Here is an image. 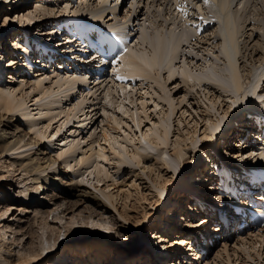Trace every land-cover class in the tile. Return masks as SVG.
Returning a JSON list of instances; mask_svg holds the SVG:
<instances>
[{"label": "rangeland", "instance_id": "rangeland-1", "mask_svg": "<svg viewBox=\"0 0 264 264\" xmlns=\"http://www.w3.org/2000/svg\"><path fill=\"white\" fill-rule=\"evenodd\" d=\"M36 1L25 0L22 9L17 8V6L23 3V0H20L17 5L10 1L6 5H2L4 12L3 10L0 12V27L5 22L6 16L14 18L12 24H7L0 31V57H4L0 58V65L2 71L4 70L3 76L5 75L2 76L1 83L13 90L16 99L23 101V105L32 113V115L29 114L30 119L34 117L37 122V124L27 123L26 119H29V116H19L15 111L12 113V111H6L0 107V114H5L4 118H0V128L7 127V130H12L11 127L15 126L8 125L11 123L19 125L23 129L22 132L27 133L25 140L20 142L17 147L15 146L7 152L0 151V198L9 197L7 200H1L0 205H12L8 212L2 216L3 218L0 219V224L10 225V223H14L16 225L19 223L23 225L22 228L25 231L26 227L32 222L34 229L39 234H43L44 228L41 224L42 217L40 215L45 211H51L48 220L51 221V225L59 226L61 238L56 245V247H59L53 252L51 258H45L41 262L43 264L53 262L55 256L61 252L62 256L68 254V257L63 258L65 256H60L58 259L61 262L60 264H153L154 261L158 264H192L190 260L193 264H264V214L259 218H250V212L253 209L257 210L263 206L259 201L264 197V187L260 185L264 184V179H260V181L251 180L243 170L244 167L251 165L258 166V163L264 165V154L261 153L264 152V115L254 111L251 112L252 115H248V107H244L245 109L242 108L241 112L229 114L226 118L225 113L230 110L229 104L232 101L229 96L230 91H225L213 84L201 83L194 85L192 81L186 83L182 81L181 74L177 72L174 77L168 79L167 69H161V74L158 71L155 72L154 77L157 78L156 80L152 76L146 75L134 77L120 75L118 71L122 63L120 56L124 52L122 49L125 48V45L123 46L120 42V46H116L115 49L112 48L115 57L110 60L109 66L107 65L109 63V60H107L108 53L105 52L106 54H104L107 47L104 41L101 45L98 44L96 27L92 30V38L89 39V44H86L87 41L83 38L77 40L73 36L71 38L74 39L70 41V37H67L74 34L73 31H67L65 27L68 28L71 25L72 19L69 18L67 21L66 19L75 8L73 7L75 1H70L69 10L64 9L65 0ZM234 1V4H236L240 0ZM259 1L260 3L256 6L249 5V3L248 10L252 12L251 16L264 21V2ZM38 2H45L46 9L48 8L47 10L51 13L48 20L54 19L56 21L60 19L58 21L63 25L61 33L59 32L53 37L49 36L47 42H42L49 45L48 48L56 53L55 58L44 65V63L42 64L44 61L41 60L43 57L36 55L34 52L32 53L34 61L30 67L25 62V51L22 50L21 45L29 44V40L30 44H33L40 39H46L43 38L46 35L45 31H49L53 24H51V21H45L46 23L42 22L40 26H37L39 23H30L29 26H26V22L23 26L18 24L17 14L21 15L23 10L27 12L34 9L38 6ZM153 2L154 0L119 1L117 14L120 21L125 20L128 9L132 10V3L133 8L138 7L140 9V20L134 14L126 17V19H131L130 28H134L128 43L130 42L133 45L140 36L141 24L149 26L148 32L150 33L154 32L156 26L161 22L166 27H171L173 23H170V21L174 22V19H176L178 22L175 25H179L178 30L182 29L187 34L191 33V36L188 34L190 38L197 37V40H194L195 43H188L189 47L179 49L178 57L174 61L176 67L178 65L177 69L183 66L186 61H189L186 64L193 65L189 54L195 55V58L201 57L198 63L206 62L208 57L210 61L215 60L218 65H224L218 47L219 38L215 36V33H212L213 30H216L218 23L214 20L215 22L208 24L209 20H206V16L208 17L213 13L207 3L213 4V2L205 3L204 0H155ZM178 2L185 3V6L179 7ZM112 3H116V1ZM200 4L204 9H200ZM7 5H9L8 9L6 8ZM16 11L18 12L16 13ZM184 13L190 17L194 15V17L191 19L189 16L185 18ZM86 17H90V14ZM197 21L200 22L196 23ZM202 22L204 23L203 28H200L193 36V28H198ZM249 27H251V24L247 26V28ZM104 28V30L108 29L106 26ZM122 31H124L123 28ZM247 31L248 34L243 35L241 38L243 40L241 45H244L242 51L246 52V57L241 58L242 61L244 60L242 62L244 77L250 69L255 67V64H259V61L252 60L253 57L248 59L247 53L250 52L251 47L253 44L255 45L257 40L264 43L262 31L258 33L259 35L257 34L258 36H252L249 39L246 35H249L250 31L249 29ZM253 38L255 39L251 40ZM15 41H18L19 44H13ZM8 46L10 56H16V60H18L10 68L9 65L12 63L7 60L10 56H7L3 51H7ZM67 46H71V48ZM246 47L250 49L246 50ZM91 49L97 52L93 53ZM185 51L188 53V58L183 54ZM101 53L104 56H101ZM218 53L219 57H215ZM260 55L261 53L256 54V59ZM5 68H7L6 71ZM54 69L56 70L54 71ZM64 71L67 73H63ZM10 72L15 77H11ZM59 72H61L60 75H57ZM45 74L49 75L45 76ZM69 74L79 75V83L75 85L70 83L68 86L63 85V87L53 83L59 77ZM34 76L35 80L40 77H46V79H44L42 85H36L35 80H33ZM117 77H124V79H118ZM127 79L130 83L125 87L124 84ZM42 86L44 87L42 88ZM46 89L48 91L45 92ZM162 89L169 92L167 95L169 100L158 96L159 92H163ZM259 91H262L260 93L264 92V83L262 82L258 87ZM259 97L264 99V94ZM169 101L175 107L174 112L171 111L172 106ZM166 112H169L167 120L170 133L168 142L162 144L155 140L154 133L145 132H147L146 128L149 126L155 127L160 118L166 115ZM218 119H223L226 122L224 123L225 128L220 130L222 132L220 137L216 140L214 146L211 145L210 147L211 141L209 139H211V135L207 132L206 127L210 121ZM49 122L51 123L47 127ZM38 129L43 131L41 135L38 134ZM105 132L109 136L108 141L104 139ZM261 136L263 137L262 141L259 140ZM30 137L36 141L39 139L38 143L24 144ZM144 139L150 143V151L144 152L141 157L134 156V151ZM2 142L0 140V147ZM105 145L107 146V150H105L107 156H98L101 153L100 146ZM134 145L137 148H134ZM176 146H182L186 154L184 157L178 158L175 169L171 170L161 163L160 155L169 158L174 157L173 152ZM38 148L44 150L48 162L51 158L56 159V161H51L50 166L43 171L35 172V175L54 174L53 176L57 177V182L52 179L41 182L43 185L39 192L32 189L35 180L31 177L34 174H25L23 171L18 174L20 169L11 170L10 172L7 167L12 159H21L29 154L34 155ZM208 152L216 155L221 153L220 156L230 169L235 182L240 183L239 186H242L239 195L247 189H249L247 195H251L249 199L252 201L243 199V206L240 207L241 212L235 214L239 217L238 220L235 219L230 225L227 223L225 229L224 227L219 228L222 220L217 218V214L220 210L231 208L232 198L228 197V191L221 187L220 176L213 174V172H216L218 165H212L209 161ZM196 156L198 162L192 161ZM121 157L127 158L128 163L121 165ZM183 158L185 161H183ZM186 159L191 162L187 164ZM152 168L153 170H151ZM182 173H185L186 177L190 179L195 175L197 178L200 177L198 185L200 187L201 202L199 204L195 203L193 195L187 189L170 188L173 179ZM157 175L162 176V180L171 178V181L161 183V178L156 177ZM100 177L103 179L99 180ZM206 177H208V180H205ZM77 184L82 190L88 188L97 193L102 201L100 203L79 202L76 196L66 195L62 190L63 187L77 186ZM26 185L29 187L27 188ZM167 191L169 192L168 196ZM108 192H111L114 197H109V199L106 196ZM127 192L129 196L126 197ZM44 195L48 197L46 198ZM217 197H220V199H217ZM241 197L246 198L244 195ZM166 198L167 201H164ZM62 202L63 204L59 205ZM101 202H104L106 206ZM227 204L230 206L227 207ZM91 205L100 213L98 216H103L106 219L103 223L99 221L101 224H98L97 218L94 220L88 218L89 206L91 207ZM65 207L67 208L65 209ZM197 207L198 209H195ZM61 210L63 212L60 213ZM56 215H60V218ZM166 218H168V223H172V229L170 230L172 240L159 242V237L153 236L151 245L147 241L150 237V235H147L148 228L150 226H154V228L156 226L166 227L168 224L164 225ZM215 224L217 229H220L215 244H209L211 246L208 250L205 252L199 251L200 256L196 257V250L193 248H197V242L203 244L202 238L204 236H195L194 232L209 230L208 232L211 231L212 233L216 230V228L213 229ZM10 232L8 231L11 240L15 234L12 233L14 234L12 235ZM20 232L16 231L15 233ZM66 232H68V236L64 235ZM176 232H192L189 234L191 238L187 237L188 239H186L190 242H187V245L180 246V237L176 236ZM36 235L35 232L33 234L35 240L37 239ZM26 236L23 239H27L29 243L31 238H26ZM250 239L257 243L259 254L251 246L248 247ZM24 240L20 239V241ZM192 240H195L194 244H191ZM38 241L36 242L38 243ZM225 241H227L226 250L223 249ZM237 241L245 242L243 250L236 248ZM64 243H67V249L62 247ZM21 245L15 246L14 251L16 249L17 252ZM152 246H154L157 253L159 252L160 258L154 255ZM148 248L151 252H148ZM182 251L185 257L183 255L179 256ZM251 253L252 257L248 256ZM175 254L176 256H174ZM7 256L8 259L15 257ZM0 259L2 264H7V261L3 258L0 257ZM41 263L36 261L32 264Z\"/></svg>", "mask_w": 264, "mask_h": 264}, {"label": "bare ground", "instance_id": "bare-ground-1", "mask_svg": "<svg viewBox=\"0 0 264 264\" xmlns=\"http://www.w3.org/2000/svg\"><path fill=\"white\" fill-rule=\"evenodd\" d=\"M10 1H11V3L14 2L13 3L14 5L15 4L17 5L20 0H0V12L3 10L2 5H6L7 2H10ZM37 1H39V0H37ZM65 1H66V3H65L66 5L64 6L65 10L68 9L70 1H72V2L75 1L74 5H73V7H75V8L72 10V12L69 13V17H67V19H66V21L69 18L72 19V22L69 21L71 23V25L68 28L65 27V29H67V31H69V32L73 31L74 32V34L72 36H67V37H70V39H69L70 41L74 39V38H71L74 36L77 38V40L81 39V38L85 39L87 41L86 44H89L90 43L89 39L92 38L91 37L92 30H94L96 27V29H97L96 35H97V38L99 40L97 42H98V44L101 45L102 42L104 41V43L106 44V47H107L106 50H109L110 52L113 51V49L117 48L116 46H118L120 44V42L123 44V46L125 45V48L123 47V49H122L124 52L120 56L121 57L120 60L122 61L120 69H118L120 75L121 74L125 75V76L130 75L133 77L137 76V75H141V76L146 75V76H150V77L152 76L156 80L157 78L154 77L155 72L158 71V73H160L162 71L161 69H167L168 79L174 77V75L177 72V73L181 74L180 76L182 78V81H184L186 83H189L190 81H192L194 85L195 84H201V83L213 84V85L218 86L219 88L224 89L225 91H230L229 96H230L232 101L229 104L230 110H227L225 113L227 115L226 118L228 117L229 114H232V113L236 114V113L241 112L242 108H244V107H248V110H249L247 113L248 115H252V113H251L252 111L257 112V113H262L264 115V99H260V97H259V96H262L264 94V92L263 93H260L262 91L258 92V87L260 86L261 82L264 83V43H262L261 41L259 42L257 40V42H255V45L253 44L251 49L248 47L250 49V52H251V53L250 52L247 53V56H249L248 59L250 57L251 58L253 57L252 60L255 59V62L259 61V64H255V67L250 69L248 71V73L245 75L246 77H244V72H243V68H242V62H244V60L242 61V59H241L242 57H246V52L242 51L244 45L243 46L241 45V41L243 42V40H241V38L243 35L248 34L247 30L249 29V31H250L249 35H246V36H248L247 37L248 39L252 38V36H256L260 31H262V34H264V21H263V19H258V17L251 16L252 12L250 10H248L249 5H255L256 6L260 3L259 0H240L239 2L237 1L238 3H236V4H234V2H235L234 0H208V2H213V4L207 3L208 7L211 9V11L213 13L210 14L208 17L206 16V20H209L207 22L208 24L215 22L214 20H216V23H218L216 30L215 31L213 30L212 33H215V36H217L219 38L218 47L221 51V55H222L221 59L223 58L224 65H218V62L216 63L215 60L210 61L208 59V57L206 59L207 60L206 62L204 61L202 63H198L199 60H201V57L195 58L194 57L195 55L189 54V57L191 56L190 60L192 61L193 65L186 64V62L189 63V61H186L183 66L179 67V69H177L178 65L176 67V65L174 64V61L176 60V58L178 57V54L180 52L179 49L180 48L183 49V47H189L188 43H190V44L195 43L194 40H197V37H191L190 38L189 35L191 33H188L189 34L188 35L184 30L183 31H182V29L178 30L179 25H175V23L178 22V21H176V19H174V22L170 21V23H173L171 25V27H169V26L166 27L163 24V22H161L160 24H158L156 26L155 31L150 32V33L148 32L149 26L142 25L141 23H138V24H141L140 36L137 38V40L134 42V44L131 45L130 42L128 43V40H129L130 36H132V33H133L132 31L134 30V28H130V25H131L130 20L131 19L130 18L126 19V17L128 15L134 14V16L140 20V18H139L140 17L139 16L140 15V9H138V7L133 8L134 7L133 3H132V10L130 11V9H128L126 14H125V20L120 21L119 16L117 14L118 4H119L120 0H79V2H77V0H65ZM113 1H116V3H112ZM156 1H159V0H156ZM196 1H198V0H196ZM24 2H25V0H23V3L18 4L17 8L22 9ZM154 2H155V0H154ZM261 2H264V0H261ZM44 3L38 2V6H36L34 9L28 10L27 12H24V10H23V11H21L22 12L21 15L17 14L18 24H21L23 26H25L26 22H27L26 26H29L30 23H34V24L39 23V24H37V26L38 25L40 26V25H42V22L46 23L45 21H47V22L51 21V24H53V26L50 27L49 31H45L46 35H44L43 38H46V39H40L39 41H35L33 44H30L31 42L29 40V44H27L25 46L23 44L21 45L22 50L25 51L24 52L25 53L24 57H26L25 62L28 65H30V67L32 65V62L34 61V59L32 58V53H34V52L36 53V55L38 54V55L43 57L41 60L44 62H42V61L41 62H42V64L44 63V65H46V63H48V61L53 60L55 58L56 53L48 48L49 45H46V43L44 44L42 42H44V41L47 42L48 41L47 37H49V36L53 37L55 34H59V32L60 33L62 32L61 29H62L63 23L58 21L60 19H58L56 21L54 19L48 20L51 17L50 16L51 13H49V11L47 10L48 8L46 9V5ZM160 4H161V2H160ZM167 4H168V2H167ZM178 6L179 7L185 6V3L182 4V3L178 2ZM14 7H13V9H14ZM199 7H200V9H204L203 6L201 7V4L199 5ZM6 8L8 9L9 5H7ZM6 8H5V10H6ZM181 10L183 11V8ZM3 12H4V10H3ZM17 12L18 11H16V13ZM187 12H188V9H187ZM89 14H90V17H86V16H89ZM184 14L186 15V13H184ZM188 16L189 15L187 14L185 18H187ZM193 17H194V15H192L191 17L189 16L190 19ZM60 18H62V17H60ZM112 19H114V20L112 21ZM13 20H14V18H10L9 16H6V20L1 25L0 31H2L7 24H12ZM166 20H168V18H166ZM200 21H197L196 23H198ZM144 24H145V22H144ZM203 24L204 23L202 22L198 26V28H196V29H194L192 27L193 31H194L192 33L193 36H194V34H196V32L200 28H203L202 27V26H204ZM250 24H251V27L247 28V26ZM105 26H106V28L108 27L107 30H104ZM186 26L189 28L188 25H186ZM128 27H129V29H128ZM122 28L124 31H122ZM36 34H38V32H36ZM21 35H22V33H21ZM79 35H81V37H79ZM113 36H114V38H113ZM245 37H243V39H245ZM17 38H19V37H17ZM37 39H39V38H37ZM254 39L255 38H253L251 40H254ZM82 41H81V43H82ZM79 42H80V40H79ZM13 44H19V42L15 41ZM67 47L71 48V46H67ZM97 48H99V47H97ZM205 48H207V47H205ZM248 48L246 47V50ZM118 49H116V50H118ZM251 50H253V51H251ZM242 52L244 53L243 55H242ZM107 53H109V52H107ZM258 53H261V55L256 59L255 55ZM183 54L185 56H187V58H188V55H187L188 53H186V51ZM215 57H219V53L217 56L215 55ZM0 58H4V57H0ZM7 60H10L9 62L14 63V64L18 61V60H16V56H13V55L10 56ZM35 63H36V59H35ZM58 65H59V63H58ZM55 70L56 69H54V71ZM3 71H2V66L0 65V107H2L6 111H12V113H13V111H15L16 114H18L19 116L27 117V116H29V114L32 115V113H30V110H28V108H26L23 105L24 102L16 99V97L14 96L15 93H13V90H11L9 87H5L1 83L2 82V76L4 74ZM11 73L12 72H10V75H11ZM60 73L61 72L57 73V75H60ZM63 73H67V72L64 71ZM73 73H75V72H73ZM46 75L47 74H45V76ZM155 76H157V75H155ZM11 77H15V76L11 75ZM44 79H46V77L45 78H41V77L36 78V80H35V76H34L33 80H35L36 85H42V83L44 82ZM79 80H80L79 75H76V74L70 75L69 74V75L61 76V78L59 77L53 83L58 84V86H60V87L61 86L63 87V85L68 86V84H70V83L71 84L74 83V85L78 84ZM129 83L130 82H128V79L125 80L124 86L127 87L129 85ZM43 87L44 86H42V88ZM46 91H48V90L46 89L45 92ZM231 92H232V94H231ZM168 93L169 92H165L163 90V92L158 93V96L160 98L165 99V100H169V97L167 98ZM52 103H54V102H52ZM109 104H110V102H109ZM170 104L172 106L171 102H170ZM29 109H30V107H29ZM174 109H175V107L172 106L171 111L174 112ZM254 114H256V113H254ZM168 115H169V112H166V115L164 117L160 118V120L158 121V124L155 127L149 126L148 128H146L147 132H145V133H154L155 134L154 136H156L155 140H157L159 143H162V144H166L168 142L167 140H168L169 133H170V129L168 126V120H167ZM4 116H5V114H0V118H4ZM28 118L29 119H26L27 123L37 124L34 117H33V119L32 118L30 119V116ZM50 119L52 120V118H50ZM50 123L51 122H49L47 124V127L50 125ZM224 123H226V122H224L223 119L222 120L218 119L216 121H210V123L206 127V130L208 129L207 132H209V135H211V139H209L211 141L210 147H211V145L214 146V143L220 137V135L222 133L220 130L221 129L223 130V128H225ZM30 124H28V125H30ZM0 125H1V122H0ZM8 125L9 126L14 125L15 127H11L12 130H7V127L6 128H0V140L3 141L2 145L0 147V151H3V152L9 151V150L13 149L15 146L17 147V145L20 142L25 140L24 138L27 135L26 132H22L23 129H21L19 125L11 124V123H9ZM30 127H32V126L30 125ZM112 127H115V126H112ZM38 130H39L38 134L41 135L43 133V131L40 129H38ZM38 130H36V132H38ZM104 139L106 141H108V139H109V136L106 132L104 133ZM37 141H39V139ZM37 141L32 140L30 137V139L25 141L24 144H31V143L35 144ZM149 145H150V143L147 140H145V139L142 140V142H140V145H138V148L136 147V145H134L135 146L134 148H137V149L135 151L133 150L134 151L133 155L138 156V157L143 156L144 152L150 151L151 145L150 146ZM100 147H101V149H100L101 153H99L98 156H107L105 153V150H107V148H106L107 146L105 145V146H100ZM111 147L114 148L113 145H111ZM112 148H111V150H112ZM173 148H174V146H173ZM183 150L184 149L182 148V146H180V147L176 146V148L173 152L175 154L174 157L169 158V157L160 155L161 163L163 165L167 166L168 169L174 170L176 167V164L178 163L177 162L178 158H182L186 154V152H184ZM131 151H132V149H131ZM261 153H262V155L264 154V152H261ZM130 154L132 155V153H130ZM208 154H209V159H210L209 161L212 163V165L213 166L218 165L216 172H213V174H218L220 176L221 187L225 191H228V195H229L228 197L232 198L231 199L232 200L231 208L229 207L230 209L227 208L226 210H224V209L220 210V212L217 214L218 215L217 218L222 220L221 223L219 224L220 225L219 228L224 227V229H225L227 223L229 224L231 220H233L235 217H237V215H235V214H237V212H241L240 207L243 206V203H244L243 199L244 198H242V197L240 198V197H238V195H239V192L242 191V186H239L240 183L235 182L234 176L230 173V169L228 168V166L226 165V163L223 161L222 157L220 156L221 153L220 154L218 153V155H216L215 153L208 152ZM208 154H207V156H208ZM116 155H117V152H116ZM118 155H119V153H118ZM58 156H60V155H58ZM46 157L47 156H45L44 150L42 148H38L34 155L29 154L27 156L25 155V157H22L21 159H18V158L12 159V162L8 163L7 167H8V170L10 172H11V170L15 171V170L20 169L18 174L22 173V171L25 172V174L26 173L34 174V176L31 177L33 180H35L34 181L35 183L33 184L32 189L39 192V190L42 189V185H43L41 182H47L48 179H50V180L52 179V180H55V182H57V179H56L57 177L53 176L54 174L53 175L52 174L35 175V172L43 171L48 166H50L51 161H53V162L56 161V159L51 158V160L48 162V159H46ZM196 158H197V156L195 157V159L193 158L192 161L198 162V159H196ZM128 161L129 160L125 157H121V159H120L121 165H125L126 163H128ZM183 161H185L184 158H183ZM190 162H191L190 160H187V164ZM201 162L203 163V161H201ZM151 170H153V168ZM243 170H244V173L249 175L251 180H259L260 181V179L261 180L264 179V165L262 163L261 164L258 163V166H252L251 165L249 167H244ZM195 176H192L193 179L192 178L190 179V178L186 177L185 173H182L181 175L176 176L174 179L172 178L173 183H172L170 188L171 189L183 188L184 190L187 189L191 193V195H193L195 202L199 204L201 202L200 201L201 195L199 193L200 187L198 185L200 177L197 178ZM156 177L161 178L162 176L160 177L159 175H157ZM230 177H231V180H230ZM102 179H103L102 177L99 178V180H102ZM170 179H166V180L163 179L162 180V178H161V183H166ZM205 180H208V177H206ZM209 180H210V178H209ZM203 181H204V179H203ZM260 185L262 187H264L263 183ZM28 187L29 186H27V188ZM62 190L64 193H66V195L71 194V195L76 196L79 202L80 201H83V202L90 201L93 203H98V202L100 203V201H102V200H100V197L98 196L97 193L93 192L92 190H90L88 188H85L82 190V188L79 187V184H77V186L76 185H72V186L70 185L69 187H63ZM166 193L168 196L169 192L167 191ZM248 195L251 196L250 194H248ZM106 196H108V198L114 197V195L111 192H108V194H106ZM127 196H129L128 192L126 193V197ZM44 197L47 198L48 196L44 195ZM8 198H9L8 196L0 198V202H1V200H7ZM50 198H53V197H50ZM190 199H191V197H190ZM261 199L262 200H260L259 203H261L263 205V206H261L262 208H258V209L256 208L257 210L253 209V211L250 212V218H254V219L256 217L259 218L260 216H262L264 214V197ZM164 201H167V198ZM248 201L251 202L252 200L249 199ZM101 203H103V205L106 206V204L104 202H101ZM62 204H63V202L60 203L59 205H62ZM0 206H1L0 207V219H1V218H3L2 216L4 214H6L8 212V210L12 207V205L6 204V205H0ZM66 206H68V205H66ZM20 208H23V207H20ZM66 208L67 207H65V209ZM89 208H90V211H89V214L87 215L88 218H93V220L95 218H97L98 224H101L99 221H101L103 223L104 220H106L103 216H98L100 213L97 211L96 208H92V205H91V207L89 206ZM195 209H198V207ZM230 211H232V212H230ZM59 212L61 213V212H63V210H61ZM37 213H39V212L37 211ZM50 213H51V211H47V212L45 211L44 213H41L42 215H40L42 217V223L41 224H42V227L44 228L43 234H41V233L39 234L38 231H36L34 229L32 222L26 227L25 231H23V228H22L23 225H21L19 223L16 225L14 223H10V225L0 224V257L3 258V260L7 261V264H32L36 261L41 263L45 258H48V257L51 258L53 252L56 250V248L59 247V246L56 247V245L59 243V240L61 238V232H59V226L55 227V225H51V221L48 220ZM41 217H40V219H41ZM56 217L60 218V215H56ZM52 221L58 222L57 220H55V221L52 220ZM145 221H146V219H145ZM244 221H245V219H244ZM247 221H248V219L246 220V222ZM164 222H165L164 225L166 226V224L168 223V218H166ZM142 223H144V222L142 221ZM150 228H148V232H147V235H150V237L147 240L150 244L152 243L151 240H152L153 236L159 237V242H161V241L169 242L172 240V238H170V236H171L170 230L172 229V223H168L166 227H157L156 226L154 228V226H150ZM214 228H216V230L212 231V233H211V231L208 232L209 230L208 231L206 230L205 232L203 230L201 232H199V230H197V232H194L195 229L193 230L195 236H198V237H200L201 235L204 236L202 238L203 244H200V242H197V244H196L197 248H193L194 250H196V252H195L196 257L200 256L199 251L205 252L206 250H208V248L211 246L209 244H213V243L215 244V241H216V238H217V235H218L220 229H217L216 224L213 226V229ZM8 231H11L10 232L11 234L12 233L15 234V235L12 234L15 236V237L12 236L13 237V239H11L12 241L9 239L10 234H8ZM16 231L17 232L21 231V232L15 233ZM77 231H78V229H77ZM35 232L37 233V235H36L37 239L36 240L33 237V234H35ZM87 232L89 233V230ZM190 233H192V232H176V236L180 237V239H179L180 240V242H179L180 246H183L185 243L190 242V241L186 240V239H188L187 237H189V239L191 238L189 236ZM183 234H184V236H183ZM64 235L68 236L69 234H68V232H66V233H64ZM24 236H26V238H31V241H29V243H28L27 239H25V240L23 239ZM20 239H22L24 241H20ZM34 240H35V242H33ZM37 240H39L38 243L36 242ZM241 240H242V238H241ZM192 241H194V240H192ZM21 242H22V245H21ZM204 242H205V245H204ZM249 243L250 244L248 247L251 246L259 254V251H257V243L255 241H252L251 239L249 240ZM66 244L67 243H64L62 245V247L66 248V246H67ZM13 245H14V247H13ZM18 245H21V247L16 252V249L14 251V248H15V246H18ZM235 245H236V248H241L243 250L245 247V242L237 241ZM163 246H165V245H163ZM198 246H200V247H198ZM152 249H154V246H152ZM223 249L224 250L227 249V241L224 242ZM148 252H151L149 250V248H148ZM153 252H154L155 256L160 258L159 252L157 253V251L155 249L153 250ZM61 253L58 254L57 256H55L53 262L51 261L48 264H60L61 262L58 259L60 258V256H62ZM176 254L178 255V253H176ZM176 254L174 256H176ZM7 255L15 256V257L12 259H8ZM180 255H183V257H185V255L183 254V251L180 252L179 256ZM63 256H65V257H63ZM63 256H62L63 258H66V257H68V254L63 255ZM248 256L252 257V253L248 254ZM69 258H70V256H69ZM1 261H0V264H2ZM190 263L193 264L192 260H190ZM41 264H43V263H41ZM153 264H158V263H156L154 261ZM258 264H260V263H258Z\"/></svg>", "mask_w": 264, "mask_h": 264}, {"label": "snow or ice", "instance_id": "snow-or-ice-1", "mask_svg": "<svg viewBox=\"0 0 264 264\" xmlns=\"http://www.w3.org/2000/svg\"><path fill=\"white\" fill-rule=\"evenodd\" d=\"M205 3L208 2V0H204ZM126 50V49H125ZM118 79H124V77H117ZM217 199H220V197H217Z\"/></svg>", "mask_w": 264, "mask_h": 264}]
</instances>
